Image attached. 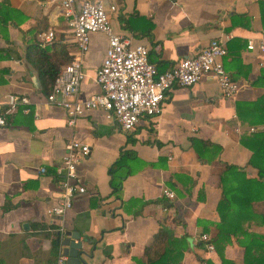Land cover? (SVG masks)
I'll return each instance as SVG.
<instances>
[{"label":"crops","instance_id":"obj_1","mask_svg":"<svg viewBox=\"0 0 264 264\" xmlns=\"http://www.w3.org/2000/svg\"><path fill=\"white\" fill-rule=\"evenodd\" d=\"M104 4L115 6L113 30L145 45L158 72L194 56L210 39H221L226 48L222 65L237 90L223 97L205 75L191 86H171L160 113L139 118L131 131H121L101 109L67 125L64 110L46 102L36 70L75 52L64 18L48 0H0V103L10 94L28 100L9 108L0 126V263L56 264L58 241L51 229L61 224L66 232L79 233L86 264H141L143 248L160 225L185 239L179 264H221L213 247L197 243L200 234L209 242L216 233L224 165L256 176L248 162L253 135L264 134V59L245 45L249 38H264V0ZM47 29L54 40L38 47L37 37ZM105 47L103 34L89 35L81 99L99 91L94 76ZM69 140L89 147L76 167L85 192L72 197L60 219L45 210L59 199L57 168ZM115 160L120 166L113 170ZM109 169L113 179L121 177L118 198L110 192ZM263 203L264 196L257 206ZM243 226L247 233H264L258 221ZM222 256L230 264H243V248L232 236Z\"/></svg>","mask_w":264,"mask_h":264},{"label":"built area","instance_id":"obj_2","mask_svg":"<svg viewBox=\"0 0 264 264\" xmlns=\"http://www.w3.org/2000/svg\"><path fill=\"white\" fill-rule=\"evenodd\" d=\"M48 1L59 9L75 45V52L58 69L45 95L47 103L64 110L67 125H72L77 117L87 111L101 109L104 116L113 120L121 131H131L139 118L160 113L161 103L171 86H191L205 75L216 82L223 97H231L237 90V84L223 68L221 59L226 54V48L219 38L210 39L194 56L181 58L169 69L158 72L155 65L148 61V48L145 45L134 43L131 35L113 30L110 23V14L115 11L113 4L105 5L104 0H82L77 5L75 0ZM95 32L106 37L104 55L94 76L99 91L81 99L78 92L84 77L82 58L88 49L89 35ZM53 40V31L47 29L38 35L36 44L45 47ZM245 47L256 51L264 59V38L256 41L249 38ZM27 101L24 95H8L0 103V126L5 124L9 108ZM64 150L57 168L60 196L54 205L45 210L46 215L60 219L71 207L72 197L85 192L76 167L89 153V147L85 143L69 140L64 144ZM43 170L40 168L41 172ZM162 194L167 198L173 196L168 190H163ZM51 230L58 239L56 264H61L65 256L61 253L59 242L66 231L61 224ZM199 239L206 242L204 246L208 250L212 249L205 233L200 234Z\"/></svg>","mask_w":264,"mask_h":264},{"label":"trees","instance_id":"obj_3","mask_svg":"<svg viewBox=\"0 0 264 264\" xmlns=\"http://www.w3.org/2000/svg\"><path fill=\"white\" fill-rule=\"evenodd\" d=\"M68 57L60 59L58 64H65ZM58 64L47 62L37 67L39 84L44 94L50 90L53 79L58 71ZM253 135V147L249 164L256 170L255 177H245V172L234 165L225 164L219 177L221 196L216 204L218 222L215 224L216 233L210 239L213 249L220 258L221 264H230L222 256L225 244L230 242V236L243 248V264H264V233H247L243 224L249 220L258 221L264 226V203L258 207V202L263 201L264 196V134L256 137ZM250 141L249 138H247ZM205 145L204 142H201ZM250 147V144L248 145ZM119 161L115 160L111 169L119 167ZM109 169V184L111 194L119 197L121 177L113 179V172ZM158 201V200H157ZM160 201V200H159ZM57 243H54V252ZM198 246L204 245L199 241ZM186 248L183 237H175L165 226L160 225L152 235L149 243L144 246L141 264H179L183 249ZM205 264H211L204 260ZM1 264V263H0Z\"/></svg>","mask_w":264,"mask_h":264},{"label":"water","instance_id":"obj_4","mask_svg":"<svg viewBox=\"0 0 264 264\" xmlns=\"http://www.w3.org/2000/svg\"><path fill=\"white\" fill-rule=\"evenodd\" d=\"M58 241V239L56 238ZM62 247V255L65 259L61 264H86L84 256L85 251L82 249V241L79 239V233L75 231L65 232L64 236L60 240Z\"/></svg>","mask_w":264,"mask_h":264}]
</instances>
